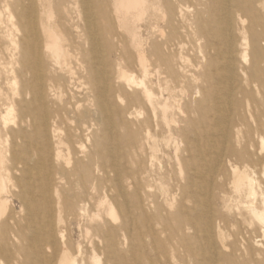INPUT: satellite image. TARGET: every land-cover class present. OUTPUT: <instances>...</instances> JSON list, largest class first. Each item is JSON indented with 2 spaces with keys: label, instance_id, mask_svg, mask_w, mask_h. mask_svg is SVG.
Segmentation results:
<instances>
[{
  "label": "bare ground",
  "instance_id": "6f19581e",
  "mask_svg": "<svg viewBox=\"0 0 264 264\" xmlns=\"http://www.w3.org/2000/svg\"><path fill=\"white\" fill-rule=\"evenodd\" d=\"M0 264H264V0H0Z\"/></svg>",
  "mask_w": 264,
  "mask_h": 264
}]
</instances>
